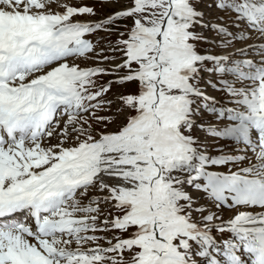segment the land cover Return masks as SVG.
<instances>
[{"label":"snow or ice","instance_id":"snow-or-ice-1","mask_svg":"<svg viewBox=\"0 0 264 264\" xmlns=\"http://www.w3.org/2000/svg\"><path fill=\"white\" fill-rule=\"evenodd\" d=\"M0 264H264V0H0Z\"/></svg>","mask_w":264,"mask_h":264}]
</instances>
